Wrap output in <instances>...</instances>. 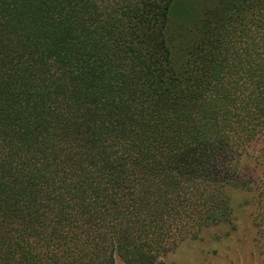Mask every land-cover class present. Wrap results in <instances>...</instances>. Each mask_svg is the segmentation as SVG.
<instances>
[{
    "label": "trees",
    "instance_id": "16d2710c",
    "mask_svg": "<svg viewBox=\"0 0 264 264\" xmlns=\"http://www.w3.org/2000/svg\"><path fill=\"white\" fill-rule=\"evenodd\" d=\"M235 190L264 264V0H0V264H163Z\"/></svg>",
    "mask_w": 264,
    "mask_h": 264
},
{
    "label": "rangeland",
    "instance_id": "374dc122",
    "mask_svg": "<svg viewBox=\"0 0 264 264\" xmlns=\"http://www.w3.org/2000/svg\"><path fill=\"white\" fill-rule=\"evenodd\" d=\"M182 3L201 7L211 0H181ZM188 8V7H187ZM179 20L175 17L172 21ZM247 196L246 192L235 190L232 193L239 228L227 235L225 226L206 229L198 239L182 242L162 259L163 264H261L255 253V228L252 222L254 205L240 207ZM118 264H123L118 261Z\"/></svg>",
    "mask_w": 264,
    "mask_h": 264
}]
</instances>
